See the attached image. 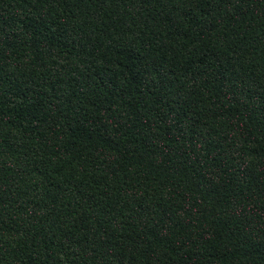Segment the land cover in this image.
Returning <instances> with one entry per match:
<instances>
[{
    "label": "trees",
    "instance_id": "16d2710c",
    "mask_svg": "<svg viewBox=\"0 0 264 264\" xmlns=\"http://www.w3.org/2000/svg\"><path fill=\"white\" fill-rule=\"evenodd\" d=\"M0 264H264V0H0Z\"/></svg>",
    "mask_w": 264,
    "mask_h": 264
}]
</instances>
